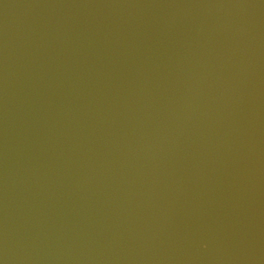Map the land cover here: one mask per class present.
I'll return each instance as SVG.
<instances>
[{
    "label": "water",
    "instance_id": "obj_1",
    "mask_svg": "<svg viewBox=\"0 0 264 264\" xmlns=\"http://www.w3.org/2000/svg\"><path fill=\"white\" fill-rule=\"evenodd\" d=\"M0 264H264V0H0Z\"/></svg>",
    "mask_w": 264,
    "mask_h": 264
}]
</instances>
